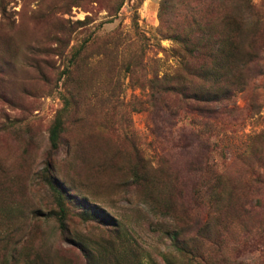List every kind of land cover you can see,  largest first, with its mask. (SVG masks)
<instances>
[{"label": "rangeland", "instance_id": "rangeland-1", "mask_svg": "<svg viewBox=\"0 0 264 264\" xmlns=\"http://www.w3.org/2000/svg\"><path fill=\"white\" fill-rule=\"evenodd\" d=\"M239 15L242 56H260L242 71H264V0H0V264H264V191L247 174L261 165L264 75L210 138L145 85L177 65L166 26L216 35ZM203 158L221 176L205 182ZM47 165L69 195L62 222Z\"/></svg>", "mask_w": 264, "mask_h": 264}, {"label": "trees", "instance_id": "trees-1", "mask_svg": "<svg viewBox=\"0 0 264 264\" xmlns=\"http://www.w3.org/2000/svg\"><path fill=\"white\" fill-rule=\"evenodd\" d=\"M163 32L166 39L176 44L172 51L176 54L178 61L174 71L165 72L162 75L154 73L145 81L148 101L150 104H155L157 101L173 117L194 115L196 118L192 119V122H199V120L205 122L203 125L209 128L208 137L210 138L214 134V130H210L211 126L221 121L234 94L243 92L249 86L255 90L257 79L264 75L261 67L259 71H242V67L247 68L249 63L260 60L255 50L250 52L249 56L247 55L250 60L242 56L240 43L242 15L227 17L224 26L216 35L210 24L199 22L189 24L188 27L166 26ZM244 72L249 74L246 75ZM169 95L173 96L174 105L162 104L163 96ZM255 106L258 107V104ZM62 131L63 120L57 116L49 131V144L52 151L58 148ZM260 135L264 136V131L258 134ZM253 149H244L242 160H247ZM258 154L257 162L261 165L247 166L250 183L248 187L252 188V193L264 191V143ZM198 165L205 166L206 170L199 169L206 175L205 182L213 180L212 177L221 176L207 159H200ZM50 171L51 167L47 165L46 183L58 199L60 213L58 219L62 222L65 218V209L62 205L69 195L55 177L50 175ZM208 187L211 186L208 185ZM194 189L193 196L198 201L200 193L198 184ZM73 202L80 209H88V213L96 218H102V222H108L107 217L103 218L105 215L102 214L101 209L91 206L90 203L78 201V198Z\"/></svg>", "mask_w": 264, "mask_h": 264}]
</instances>
